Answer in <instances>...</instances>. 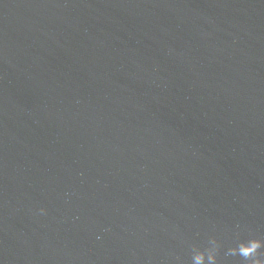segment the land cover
Here are the masks:
<instances>
[{
  "label": "water",
  "instance_id": "95a60500",
  "mask_svg": "<svg viewBox=\"0 0 264 264\" xmlns=\"http://www.w3.org/2000/svg\"><path fill=\"white\" fill-rule=\"evenodd\" d=\"M250 238L264 0H0V264H195L211 239L244 264Z\"/></svg>",
  "mask_w": 264,
  "mask_h": 264
},
{
  "label": "clouds",
  "instance_id": "9594fccd",
  "mask_svg": "<svg viewBox=\"0 0 264 264\" xmlns=\"http://www.w3.org/2000/svg\"><path fill=\"white\" fill-rule=\"evenodd\" d=\"M43 213V209L41 210ZM211 248L206 247L195 258V264H219L220 245L215 239L209 240ZM264 240L250 238L239 241L227 250V255L242 258L244 264H264Z\"/></svg>",
  "mask_w": 264,
  "mask_h": 264
}]
</instances>
